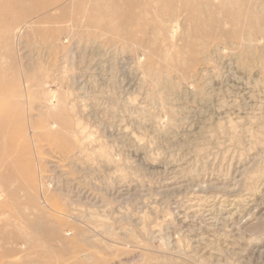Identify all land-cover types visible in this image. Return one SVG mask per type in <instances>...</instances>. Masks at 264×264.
<instances>
[{
  "label": "rangeland",
  "instance_id": "1",
  "mask_svg": "<svg viewBox=\"0 0 264 264\" xmlns=\"http://www.w3.org/2000/svg\"><path fill=\"white\" fill-rule=\"evenodd\" d=\"M6 19L0 264H264V0H52Z\"/></svg>",
  "mask_w": 264,
  "mask_h": 264
},
{
  "label": "bare ground",
  "instance_id": "2",
  "mask_svg": "<svg viewBox=\"0 0 264 264\" xmlns=\"http://www.w3.org/2000/svg\"><path fill=\"white\" fill-rule=\"evenodd\" d=\"M51 1L0 0V23H3L2 19L7 20L6 18L10 17L13 20V14L19 15L24 12L42 11L51 5ZM110 16L112 15L102 14V16L99 15L100 18L98 19H91V22L100 27L103 18H110ZM3 80L0 78V201L4 198L9 200V206L12 208L9 212L13 217V175L16 171L13 163V144L17 139L15 134L17 121H15L16 112L13 109V86L7 85ZM6 204L7 202H0V214L4 213L1 210H5V207L8 206ZM2 221L13 220L5 219Z\"/></svg>",
  "mask_w": 264,
  "mask_h": 264
}]
</instances>
